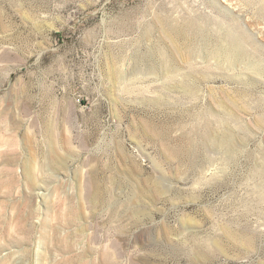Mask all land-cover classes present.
Returning <instances> with one entry per match:
<instances>
[{
	"label": "rangeland",
	"instance_id": "rangeland-1",
	"mask_svg": "<svg viewBox=\"0 0 264 264\" xmlns=\"http://www.w3.org/2000/svg\"><path fill=\"white\" fill-rule=\"evenodd\" d=\"M0 264H264V0H0Z\"/></svg>",
	"mask_w": 264,
	"mask_h": 264
}]
</instances>
